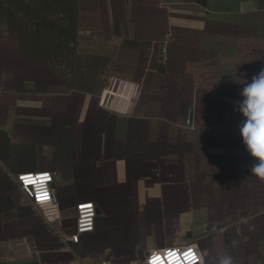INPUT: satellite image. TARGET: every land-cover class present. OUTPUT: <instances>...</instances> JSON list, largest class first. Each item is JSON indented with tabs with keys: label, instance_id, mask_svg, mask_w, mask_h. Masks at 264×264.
<instances>
[{
	"label": "crops",
	"instance_id": "obj_1",
	"mask_svg": "<svg viewBox=\"0 0 264 264\" xmlns=\"http://www.w3.org/2000/svg\"><path fill=\"white\" fill-rule=\"evenodd\" d=\"M29 3L0 0V264L185 247L199 264H264V180L238 128L264 70V0H71L68 21ZM61 27L68 61L34 57ZM39 172L53 195L30 203L17 176ZM82 202L98 216L75 245Z\"/></svg>",
	"mask_w": 264,
	"mask_h": 264
},
{
	"label": "clouds",
	"instance_id": "obj_2",
	"mask_svg": "<svg viewBox=\"0 0 264 264\" xmlns=\"http://www.w3.org/2000/svg\"><path fill=\"white\" fill-rule=\"evenodd\" d=\"M238 101V111L242 120L238 125L240 136L250 155L259 160L252 172L264 180V70L244 83ZM151 264H165L159 255L152 257ZM167 264H199L194 248H189L180 256L175 251L167 253Z\"/></svg>",
	"mask_w": 264,
	"mask_h": 264
},
{
	"label": "built area",
	"instance_id": "obj_3",
	"mask_svg": "<svg viewBox=\"0 0 264 264\" xmlns=\"http://www.w3.org/2000/svg\"><path fill=\"white\" fill-rule=\"evenodd\" d=\"M17 183L21 192L30 203L47 201L52 198L54 176L50 172L20 174L17 176ZM97 216V207L94 203L82 202L78 205L77 229L75 235L71 237V243L78 245L83 236L95 231ZM189 248L191 247L152 251L148 255L145 264H151L154 255L163 257L165 264H167L168 252L175 251L178 255L182 256L183 252Z\"/></svg>",
	"mask_w": 264,
	"mask_h": 264
},
{
	"label": "trees",
	"instance_id": "obj_4",
	"mask_svg": "<svg viewBox=\"0 0 264 264\" xmlns=\"http://www.w3.org/2000/svg\"><path fill=\"white\" fill-rule=\"evenodd\" d=\"M30 1L34 2L35 4L30 5V3H29L30 6L26 7L27 9L40 10V9H42L41 7L44 6L43 9H44L45 15L49 14L50 12H52L54 10V12H56L57 14H60L63 17L66 16L67 18H69V10H68L67 5H68L69 1H71V0H30ZM36 3L39 4L37 7H36ZM56 4H58V5L60 4V9L64 10L63 13L60 11V9L58 7H56ZM32 6H34V7L32 8ZM1 9L3 10V8H1ZM4 13L5 12L3 11L1 15H4ZM67 18H65L66 21H68ZM61 28H62L61 33H62L63 37H61L59 39L58 45L60 47L65 46L67 50H70V45L75 42V38L70 37L68 28H63V27H61ZM62 53L63 52L61 51V53L59 55H62ZM34 57L40 59V56L34 55ZM56 57H58V56H56ZM45 62H46V60H45ZM46 63H48V62H46Z\"/></svg>",
	"mask_w": 264,
	"mask_h": 264
},
{
	"label": "rangeland",
	"instance_id": "obj_5",
	"mask_svg": "<svg viewBox=\"0 0 264 264\" xmlns=\"http://www.w3.org/2000/svg\"><path fill=\"white\" fill-rule=\"evenodd\" d=\"M60 9V8H59ZM60 11L63 13L64 12V10L63 9H60ZM50 13H52V12H50ZM53 13H56V12H54V10H53ZM60 15V14H59ZM1 16V15H0ZM65 16V15H64ZM62 17V16H61ZM65 18H67L66 16H65ZM68 19V18H67ZM67 26H68V23H67ZM51 41L52 40H49V39H47V38H45L44 39V47H45V56H40V57H44V59L46 60V62H51L52 61V59H53V57H54V55H53V52H52V50L54 51H59V53H61V51L63 52L62 53V55H58V57H60V61L63 63V62H67L68 61V59L70 58V51L69 50H67L66 49V47L65 46H62V47H59V45H58V42H56L55 41V44H54V46L51 44ZM56 47H58V48H56Z\"/></svg>",
	"mask_w": 264,
	"mask_h": 264
}]
</instances>
